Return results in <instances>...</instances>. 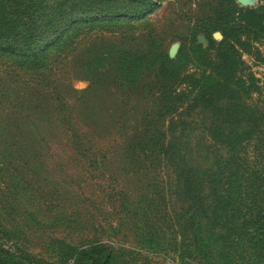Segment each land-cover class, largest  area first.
<instances>
[{"label": "trees", "instance_id": "1", "mask_svg": "<svg viewBox=\"0 0 264 264\" xmlns=\"http://www.w3.org/2000/svg\"><path fill=\"white\" fill-rule=\"evenodd\" d=\"M154 1L0 0V52L33 74L47 72L41 79L54 86L50 60L79 24L136 20ZM257 1L243 8L217 0L198 32L205 47L194 42L169 59L145 45L108 61L115 70L96 75L131 104L113 109L116 121L99 127L104 137L83 134L61 116L73 152L94 166L110 157L115 169L136 176L137 186L118 192L112 210L143 246L170 248L197 264H264V76L251 70L264 69V0ZM187 58L193 68L183 72ZM139 261L147 263L138 251L98 238L64 245L51 262L0 244V264Z\"/></svg>", "mask_w": 264, "mask_h": 264}, {"label": "rangeland", "instance_id": "2", "mask_svg": "<svg viewBox=\"0 0 264 264\" xmlns=\"http://www.w3.org/2000/svg\"><path fill=\"white\" fill-rule=\"evenodd\" d=\"M217 4V0H155L151 11L136 20L123 17L79 24L62 51L52 54L50 61L56 71L49 78L57 80L54 86L42 81L43 76L48 78L47 72L33 74L0 52L2 246L21 248L51 262L64 245L98 238L138 251L146 264H197L170 248L143 246L128 223L117 220L112 208L118 204V192L136 187V176L118 171L120 166L110 157L97 158V165H91L71 150L65 127L74 124L83 134L92 129L106 135L99 127L116 121L113 109L129 108L131 103L126 100L129 95L120 98L117 88L108 91L106 79L96 74L103 68L115 70L106 63L113 64L116 55L134 53L145 45L169 59L182 46L188 52L192 43L198 44L197 37H203L198 32L208 27ZM257 4L250 0V7ZM171 46H175L173 56L168 54ZM89 61L95 63L91 69L85 67ZM185 61L182 71H192V59ZM251 70L256 77L264 76L262 68L252 66ZM140 107H144L142 101ZM61 116L67 125L59 122ZM110 224L113 228H107Z\"/></svg>", "mask_w": 264, "mask_h": 264}, {"label": "water", "instance_id": "3", "mask_svg": "<svg viewBox=\"0 0 264 264\" xmlns=\"http://www.w3.org/2000/svg\"><path fill=\"white\" fill-rule=\"evenodd\" d=\"M234 1L239 7H243V8L250 7V0H234ZM212 38L213 39L221 38V36L218 32H214V33H212ZM204 42L205 41H204L203 37H201V36L197 37V43L198 44L203 45ZM174 53H175V46H171L169 48L168 54H169V56H173Z\"/></svg>", "mask_w": 264, "mask_h": 264}]
</instances>
